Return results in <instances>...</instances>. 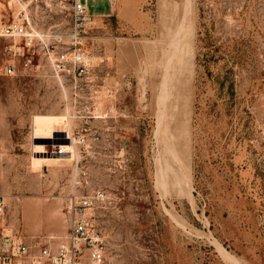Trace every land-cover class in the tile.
Wrapping results in <instances>:
<instances>
[{"label":"rangeland","instance_id":"374dc122","mask_svg":"<svg viewBox=\"0 0 264 264\" xmlns=\"http://www.w3.org/2000/svg\"><path fill=\"white\" fill-rule=\"evenodd\" d=\"M102 1L76 29L73 0H0L8 220L58 245L89 196L106 264H264V0ZM14 18L68 54L63 70L40 53L4 74Z\"/></svg>","mask_w":264,"mask_h":264},{"label":"built area","instance_id":"2783aa9c","mask_svg":"<svg viewBox=\"0 0 264 264\" xmlns=\"http://www.w3.org/2000/svg\"><path fill=\"white\" fill-rule=\"evenodd\" d=\"M72 9L75 27L80 29L91 19L88 0H73ZM1 34L21 39L18 47L17 44L8 47L12 60L5 68V75L16 72L15 59H23L24 66L31 67L36 57L44 53L59 72L65 68L70 58L65 53L53 57L52 44L40 37L33 28H29L23 18H14L12 24L2 30ZM77 64L74 62V65ZM85 66L80 61L78 67L81 71ZM91 209V197L75 200L68 209L72 221L66 240L58 245L50 241L33 243L25 241L8 220V204L5 196L0 194V264H106L105 238L96 228Z\"/></svg>","mask_w":264,"mask_h":264},{"label":"trees","instance_id":"16d2710c","mask_svg":"<svg viewBox=\"0 0 264 264\" xmlns=\"http://www.w3.org/2000/svg\"><path fill=\"white\" fill-rule=\"evenodd\" d=\"M198 38V53H197V64L199 67L204 68L205 72L210 74V64L213 58L218 52V46L215 43L214 35L211 31V27L205 26L204 31H200ZM231 94H234V82L230 85Z\"/></svg>","mask_w":264,"mask_h":264},{"label":"crops","instance_id":"0c3cea01","mask_svg":"<svg viewBox=\"0 0 264 264\" xmlns=\"http://www.w3.org/2000/svg\"><path fill=\"white\" fill-rule=\"evenodd\" d=\"M88 2H89V0H88ZM102 2H104V1H102ZM109 5H110V8L109 9H110V13H111L113 11V6H114L113 0H110Z\"/></svg>","mask_w":264,"mask_h":264}]
</instances>
